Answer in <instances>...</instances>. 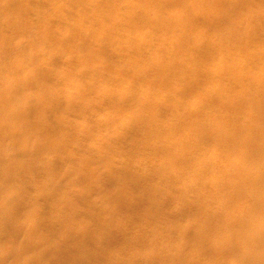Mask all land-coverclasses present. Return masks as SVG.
Wrapping results in <instances>:
<instances>
[{
    "label": "bare ground",
    "instance_id": "bare-ground-1",
    "mask_svg": "<svg viewBox=\"0 0 264 264\" xmlns=\"http://www.w3.org/2000/svg\"><path fill=\"white\" fill-rule=\"evenodd\" d=\"M22 1L25 0H0V24L8 22L15 37H34L29 46L43 52L41 44L45 39L41 31L28 21L21 28L13 20ZM52 1L54 11H61L59 1ZM72 1L81 6L86 3ZM96 1L100 4L97 8L104 5L111 14L101 17L97 11L91 20L87 18L85 28H79L97 39L102 50L71 37V58L89 72H99L102 79L113 68L131 75L136 88H116L105 96L117 102L118 111L108 117L106 128L119 134L117 138L143 136L144 129L150 134L133 148L136 152L145 147L143 158H136L132 149H123L130 169L114 171L107 162L82 161L80 164L88 165L67 175V185L80 188L78 194L96 197L91 207L97 209L100 228L93 232H86L84 227L74 229L78 211L70 209L74 205L71 199L58 192L63 179L53 181V190L47 192L46 186L39 189L54 203V212L44 224L63 241H67L68 232H76L65 247L55 249L61 257L54 264H89L99 258L101 264H124V256L134 252L142 256L145 264H264V39L259 38L264 0H129L127 5L123 0ZM120 14L123 17L116 18ZM136 22L144 27H133ZM114 45L130 53L120 67L101 60L105 49ZM26 49L22 41L0 38L2 65L8 70L0 76V264L10 259L14 261L11 264H28L22 250L33 242L29 237L21 244L17 235L27 231L33 222L32 214L22 218L12 209L17 207L18 211L24 204L18 194L33 185V168L51 163L49 155L40 157L39 162L34 157L22 160V153L33 143L59 157L66 151L58 140L45 144L33 141L44 124L29 123V115L39 102L24 91L27 85H43L39 78L43 72L39 58ZM23 58L36 68L19 62ZM243 74L251 80L247 85L240 80ZM17 75L29 80L24 82ZM64 79L81 83L68 73ZM144 84L145 89H137ZM89 85L85 87L88 104L83 106L87 113L94 104V91L101 87ZM74 102L70 97L65 101L68 106ZM124 111L131 113L130 119H122ZM159 116L164 120L159 121ZM148 141L152 143L146 144ZM200 146L220 150L223 159L212 156L200 161L196 151V147L202 150ZM24 162L29 174L22 178L17 168ZM195 164L200 166L199 184L186 180ZM143 165V172H135ZM6 166L11 173L4 177L2 169ZM94 172L105 174L107 182L118 189L104 190L100 183L94 185ZM160 180L164 184L180 183L184 200L195 195L201 221L195 225L192 239L181 235L174 223L157 222L162 219L157 197L165 201L171 198L158 184ZM5 181L20 187L8 189ZM207 197L215 202L217 213L211 211ZM144 204L149 207L143 208ZM129 212L135 216L130 217ZM104 214L107 218H103ZM135 222L142 234L128 236L127 229ZM45 240L42 238L40 243ZM117 242L123 256L112 251ZM65 249L70 250L69 256ZM52 251L42 252L40 258H48ZM171 258L174 260L169 262Z\"/></svg>",
    "mask_w": 264,
    "mask_h": 264
},
{
    "label": "rangeland",
    "instance_id": "rangeland-1",
    "mask_svg": "<svg viewBox=\"0 0 264 264\" xmlns=\"http://www.w3.org/2000/svg\"><path fill=\"white\" fill-rule=\"evenodd\" d=\"M57 1L61 4V11L57 9L54 11L56 6L52 5V3H55L52 0H46L45 2L42 0H25L22 1L21 6H19V12L14 14L15 17L13 20L20 23L18 24L19 27L22 28L21 24L25 25L28 21V24L35 26L36 30L41 31L43 34L42 36L45 39L41 44L42 50H44L43 52H38L39 50L33 49L29 46V43L33 41L34 37H29L27 34L15 37L12 29L7 26L8 24H6L8 22L0 24V38L13 42L22 41L24 46L28 48L26 50L39 58V68L41 72H43L39 75V78L43 81V85H33L31 87H28L27 85L24 91L28 96L36 98L39 102L36 106L37 109L29 115V123L32 125L41 121V123L44 124H42L43 128L40 129L36 135H34L33 141H42L45 144L52 140H58L61 141V143H64L66 147V151H64L63 154H60L62 156L59 157L54 153L49 152V150H46L45 146L43 150H41L42 148L40 149V146L33 143L30 144L27 147V151L21 155L22 160H29V158L34 157L39 161L40 157L45 155H49L51 159L50 165L40 163L33 168L34 171L31 173L34 177L33 185L26 189L24 193L18 194L19 199L23 200L24 204L20 209H18V211H16L17 207H13L12 209L14 213L18 212L22 218L30 213L32 214L33 222L30 224L31 226L28 225L26 232L23 231L17 235V241H19V243L21 242V244L29 237L33 242L27 249H21L23 251L24 259L28 262V264H54L57 260H59L58 258L61 257V254L56 253L55 249L61 245L65 247V244H68L67 241L71 240L76 234L74 230L68 232L65 238L67 241H63L58 234L52 233L51 230L44 224V220L50 218L54 212V203L48 194L41 193L42 191H39V189L42 186H46L45 190L47 192L49 190H53V181L57 178L63 179L64 184L58 187V192H60L59 194L67 196L71 199L74 205L72 207L70 206V209L75 208L78 211V217L76 220L77 226L74 229L76 230L84 227L86 232H93L94 230L100 228L96 218L97 209L91 207V203L93 200L95 201L96 197H93L95 195H92L88 198L84 194H78L77 189L80 188H75L73 186L70 187V185H67V175L70 173H78L83 166L88 165L80 164L82 161H86L88 163L95 161L103 163L107 162L109 167H111L114 171L130 169L131 167L126 164L128 163L126 162L128 157L123 154V149H132L136 158H143L147 152L145 150L146 148H140L136 152L133 148H135L136 145L140 146L141 143H144L143 136L145 137L147 134H150L148 130L146 131V129H144L143 136L133 135L129 138H117L119 134L108 132L106 128L108 123H106V121L108 120V117L110 115L117 114L118 111L116 107L117 102H114L111 98H105V96L109 93L113 94L116 88H121L123 90L136 88L137 85L131 75L120 74L118 69L116 70L113 68L109 71L106 78L102 79L99 72H89L87 68H83L77 61H74L73 58H71L73 51V41L70 40L71 37H74L78 41H85V45L94 50H102V44L97 39L88 36V34L81 30L79 26L85 28L88 25L87 18H92L93 14L97 11H99L97 15H100L101 17L109 16L111 13L106 10L107 7L105 8L103 5L100 9L99 7L97 8V5L100 4H98L96 0H86L85 5L82 4V6L79 3L76 4V2H73L72 0ZM128 1L129 0H123V5H127ZM123 9H126V7L121 8L122 13ZM253 9L255 10L254 7ZM24 16L26 18H24ZM117 17L118 19H121L123 16L120 14L117 15L116 18ZM18 18H20V20ZM132 26L135 28L144 27L141 22L132 23ZM176 29L180 28L178 27ZM207 33L209 34L210 31ZM260 35L261 36L258 37L260 40H263L264 21L260 23ZM258 37L257 40H259ZM116 46L117 45H114L109 49L104 48V54H108L104 56L102 52L103 56L101 57V60L105 64L112 62L115 67H120L125 59L130 56V53L127 49L118 50ZM79 54L84 57L86 56L84 53ZM109 54L111 55L110 57ZM19 62L36 68L28 58L20 59ZM7 73L8 70H6L5 67L3 68L0 56V76ZM66 73L71 74L81 83H68L64 79ZM16 78H20L24 82L29 80V78L25 75H17ZM240 78L244 85L249 84L251 81L244 74ZM105 79L109 81L107 84H104V81L106 82ZM89 83H96L101 85V87L94 91V104H92L93 106L90 107L89 112L87 113L83 106L88 104L86 102L88 90L86 89L91 86ZM79 85L82 86L80 87ZM115 85L119 87H116ZM145 88L146 85L144 84L140 85V88L138 87L137 89ZM69 97L72 99L74 98L75 101L71 106H68L65 103ZM90 104L91 103H89V105ZM130 116L131 113L128 111L121 113L123 120L130 119ZM158 120L162 121L164 118L159 116ZM16 128L19 129V125H17ZM151 143V141L146 142V144ZM200 148H202L201 151L199 150V147H196V151L199 153L201 158L200 161H204L212 156H217L218 158L223 159V155L220 150L212 151L211 148L206 149L202 146H200ZM77 163L80 164V166H78ZM198 164L192 166L188 176H186L187 181L197 184L201 182V176L199 177L197 175V173L199 174L200 167ZM145 168L146 166L143 165L135 168L134 170L137 173H141L145 170ZM9 170L10 169L7 166L2 169L4 177L11 173ZM28 171L26 162L17 168V173L22 178L29 174ZM93 175L94 181L92 182H95L94 185L100 183L102 185L101 188L104 190L118 189L116 184L107 182L105 174L101 175L94 172ZM158 184L161 185V187H165V190L170 193L171 198L170 201H165V199L157 197L162 213V219L158 218L161 220H158L157 222H163L164 220V223H174L178 227L179 231L182 232L181 235L186 236L187 239H192L194 227L199 221H201L198 207L195 205V195L190 194L187 198L188 200H184L181 198L180 183L169 181L167 184H164V182L162 183L160 180L158 181ZM5 186L11 190H17L20 187L18 183H11L9 181H5ZM207 201L210 205L209 207L211 211L213 213H217L218 208L216 207L213 199L211 197H207ZM33 206L35 209L32 211ZM148 207L149 206L146 204L143 205V208ZM66 209L69 208L67 207ZM128 214L130 217L135 216L134 212H129ZM107 216V214H104L103 218H107ZM140 230L135 222L128 227L127 235L136 237L140 236L142 234V230ZM5 232L6 231L4 230L3 233ZM125 235L126 233L122 235V237ZM42 238L46 239V243H40ZM175 240L176 239L173 237L172 241L174 242ZM119 247H121V244L117 242L112 251L116 254L120 253L121 255L122 251ZM46 250L53 251L48 258H40L41 253ZM65 251H67V256L71 254L69 252L70 250L65 249ZM134 253H130V257L124 256L127 261L124 264H145L143 260H141L142 256L140 255V257L136 254V252ZM210 258L212 259V257ZM99 260L100 258L92 260L89 264H101ZM173 260L174 259L171 258L169 262H172ZM13 262L14 261L10 259L7 264H11Z\"/></svg>",
    "mask_w": 264,
    "mask_h": 264
}]
</instances>
